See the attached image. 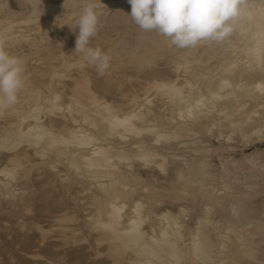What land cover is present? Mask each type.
I'll return each instance as SVG.
<instances>
[{"label": "rangeland", "instance_id": "374dc122", "mask_svg": "<svg viewBox=\"0 0 264 264\" xmlns=\"http://www.w3.org/2000/svg\"><path fill=\"white\" fill-rule=\"evenodd\" d=\"M35 1L0 0V23L14 22L10 31L1 25L0 39L10 54L26 60L18 103L0 111V204L13 205L0 206L4 217L8 215L0 224L8 225L4 222L11 218L16 221L14 231H26L37 242L44 235L63 247L79 245L86 261L115 259L117 250L122 251L118 255L122 264H134L131 250L120 249L111 238L136 222L145 242L153 236L162 239V230L174 231L169 236L176 247L168 252L165 264H264V0H245V14L239 20L244 23L242 34L234 28L226 41H205L186 49L140 30L129 16L128 0H100L99 31L91 44L110 57L102 73L74 53L75 20L87 0ZM255 18L260 26L254 24ZM12 37L21 38L12 42ZM234 40L237 46H231ZM252 43L258 51L251 49ZM142 56L149 63L158 57L166 70L160 72L163 76L142 75L134 67L135 58ZM232 71L240 73L243 90L234 97L226 98L222 91L220 97L212 96L218 81ZM131 81L140 82L142 89L125 91L122 97L127 103L121 98L119 104L121 94L115 95L114 87L116 92L108 94L103 89ZM132 112L137 115L128 117ZM108 115L128 117L134 131L112 130ZM51 120L58 126L52 127ZM71 135L75 138L68 140ZM99 148L101 156L93 154ZM97 159L102 164H93ZM39 175L48 188L39 187L34 193L21 189V178L39 180ZM49 191L54 198L60 191L74 194L76 203L65 205L73 216L62 210L51 214L53 219L42 216L36 225L29 215L33 220H25L29 200ZM108 222L115 225L107 229ZM197 234L210 249L198 250L199 259L192 253L199 245Z\"/></svg>", "mask_w": 264, "mask_h": 264}, {"label": "bare ground", "instance_id": "6f19581e", "mask_svg": "<svg viewBox=\"0 0 264 264\" xmlns=\"http://www.w3.org/2000/svg\"><path fill=\"white\" fill-rule=\"evenodd\" d=\"M33 1V0H32ZM36 1L34 0V3H35ZM41 3V2H40ZM37 6H39V3L37 2V4H36ZM13 6H11L10 8H12ZM72 7V6H71ZM41 9V8H40ZM9 12H10V10H9ZM43 12H45V11H43ZM13 12H10V14H12ZM17 13V12H16ZM15 13V14H16ZM45 14H47V13H45ZM11 17V16H10ZM53 17V16H52ZM15 18V17H14ZM62 19V18H61ZM59 20V19H58ZM7 21V20H6ZM6 21H5V23L3 24V25H5V26H3V27H5V29H8V31H10L11 29H14V27H13V24H10V23H14V22H11L10 21V23H8V24H6ZM15 21V20H14ZM16 24L18 23V21H17V19H16ZM243 21H238L237 22V24H236V29H235V31L236 32H238L239 34H242V32H243V29H241V25H243L244 23H242ZM1 23H0V27H1V25H2ZM15 24V25H16ZM56 24V23H55ZM60 24V23H59ZM254 24H258V26H260L261 25V22H260V20L258 19V18H255L254 19ZM50 25V24H49ZM48 26V24L47 25H45L43 28H46ZM56 26V25H55ZM58 26V25H57ZM245 26V25H244ZM41 27V26H40ZM16 28V27H15ZM137 28V27H136ZM243 28V27H242ZM245 28V27H244ZM17 29V28H16ZM40 29H42V28H40ZM39 29V30H40ZM43 30V29H42ZM42 30H40V33H42L43 31ZM124 30V29H123ZM42 31V32H41ZM53 31L55 32V29H53ZM67 31V30H66ZM138 31V30H137ZM1 32V31H0ZM60 32V31H59ZM126 32V31H125ZM136 32V31H135ZM8 33H10V32H6V36L8 35ZM12 33H13V35L16 33V31H11V35H12ZM44 33V32H43ZM47 33V32H46ZM139 33V32H138ZM8 35V36H11V35ZM19 34V33H18ZM17 34V35H18ZM49 34V33H48ZM57 34H58V31H57ZM61 35H62V33H60ZM233 34V33H232ZM236 34V33H235ZM3 35V34H2ZM2 35H0V36H2ZM39 35H41V34H39ZM45 35V34H44ZM54 35V34H53ZM59 35V34H58ZM60 35V36H61ZM140 35V34H139ZM144 35V34H143ZM236 35H238V34H236ZM236 35H234V36H236ZM5 36V37H6ZM22 36V35H21ZM3 37V36H2ZM47 37V36H46ZM237 37V36H236ZM1 38V37H0ZM18 37H12V42L13 41H16V39H17ZM21 38V37H20ZM20 38H18V39H20ZM51 38H52V36H51ZM55 38H56V36H55ZM126 38V37H125ZM139 38V37H138ZM147 38V37H146ZM230 38V37H229ZM139 39H142V38H139ZM232 39H233V37H232ZM236 39H239V41H241V38H236ZM1 40V39H0ZM51 40H53V39H51ZM144 41H148V40H146L145 39V36H144V39H143ZM141 41L140 42V44L142 43V44H146V43H144V41ZM226 40H228V39H226ZM225 40V41H226ZM243 40V39H242ZM19 41V40H18ZM72 41V40H71ZM99 41V40H98ZM238 41V42H239ZM22 42V41H21ZM25 42V41H24ZM51 42V41H50ZM68 42V41H67ZM69 42H70V39H69ZM126 42H128V41H126ZM233 43H232V45L231 46H237V44H235V40L234 41H232ZM244 42V41H243ZM39 43V42H38ZM46 43V42H45ZM44 43V44H45ZM65 43V42H64ZM98 43V42H97ZM130 43H132V42H130ZM133 43H135V42H133ZM139 43V42H138ZM154 43V42H153ZM228 43V42H227ZM237 43V42H236ZM247 43V42H246ZM15 44V43H14ZM24 44V43H23ZM26 44V43H25ZM72 44V43H71ZM141 44V45H142ZM233 44H235V45H233ZM245 44V43H244ZM250 44H251V42H250ZM39 45V44H38ZM50 45V44H49ZM65 45H66V43H65ZM68 45H70V43L68 44ZM92 45V44H91ZM94 45H96V44H94ZM141 45H139V46H141ZM43 46V45H42ZM143 47H144V45H142ZM141 46V47H142ZM226 45H224V47H225ZM244 46V45H243ZM242 45L239 47L238 46V48H241V47H243ZM247 46H248V44H247ZM251 46V45H250ZM249 46V47H250ZM25 47V46H24ZM71 47V46H70ZM128 47V46H127ZM142 47V48H143ZM147 47V46H146ZM145 47V48H146ZM245 47H246V44H245ZM15 48V47H14ZM20 48V47H19ZM72 48V47H71ZM139 48V47H138ZM137 48V49H138ZM221 48H222V46H221ZM229 48H232V47H230L229 46ZM18 49V48H17ZM24 49V48H23ZM176 49V48H175ZM226 49V48H225ZM248 49V48H247ZM252 50H254L255 52L256 51H258V48L252 43V48H251ZM7 50H9V49H7ZM20 50V49H19ZM27 50V49H26ZM41 50V49H40ZM67 50V49H66ZM65 50V51H66ZM144 50V49H143ZM142 49H141V51H143ZM147 50V49H146ZM149 50V49H148ZM173 50V49H172ZM237 50H239V49H237ZM236 50V51H237ZM16 51V50H15ZM36 51L38 52V50L36 49ZM145 51V50H144ZM150 51V50H149ZM148 51V52H149ZM154 51H156V50H154ZM183 51V50H182ZM235 51V50H234ZM234 51L232 52V53H234ZM244 51H246V50H244ZM14 52V51H13ZM20 52V51H19ZM36 52V53H37ZM41 52V51H40ZM43 52V51H42ZM139 52H140V49H139ZM184 52V51H183ZM188 52V51H187ZM223 52V51H222ZM231 52V51H230ZM26 53V52H25ZM31 53V52H30ZM134 53V52H133ZM156 53V52H155ZM154 53V54H155ZM229 53V52H228ZM238 52H236V54H237ZM241 53H243V52H241ZM250 53V52H249ZM258 53V52H257ZM22 54V53H21ZM48 53H46V55H47ZM144 54H146V53H144ZM189 54V53H188ZM229 54H231V53H229ZM236 54L234 53V56L233 57H235L236 56ZM251 54V53H250ZM13 55H16V54H13ZM18 55V54H17ZM23 55V54H22ZM27 55V54H26ZM31 55V54H30ZM39 55V54H38ZM151 55V54H150ZM161 55V54H160ZM187 55V54H186ZM200 55H201V53H200ZM199 55V60H203L204 59V55H202V56H200ZM237 55H239V54H237ZM243 55H244V53H243ZM243 55H242V57H243ZM24 56V55H23ZM28 56V55H27ZM36 56V55H35ZM48 56V55H47ZM138 56H141L140 55V53H139V55ZM147 56V55H146ZM153 57H154V55H152ZM156 56V55H155ZM227 56H228V54H227ZM230 56V55H229ZM228 56V57H229ZM248 57H249V54L247 55ZM54 57V56H53ZM152 57V58H153ZM228 57H227V60H228ZM241 57V56H240ZM239 57V58H240ZM25 58V57H24ZM49 58V57H48ZM51 58V57H50ZM147 58H149V56L147 57ZM161 58V57H160ZM246 58V57H245ZM47 59V58H46ZM138 62L137 63H133L135 66L134 67H137L139 70H141L142 72H140L142 75H144L145 77H152L153 78V76H154V78L157 76V77H161V76H163V75H160V72L162 71V72H166V70L165 71H163L162 70V67H161V65H160V63L158 64V57L156 58V59H148V60H152V63L150 62H146V61H143V56L142 57H140V58H135ZM197 59V58H196ZM224 59V58H223ZM232 59V58H231ZM234 59V58H233ZM232 59V60H233ZM235 59H238V56L237 57H235ZM244 59V58H243ZM251 59V58H250ZM142 60V61H141ZM155 60V61H154ZM158 60V61H157ZM161 60V59H160ZM172 60V59H171ZM193 60V59H192ZM192 60H190V61H192ZM230 60V59H229ZM26 61V60H25ZM133 61H135V60H133ZM189 61V60H188ZM219 61V60H218ZM222 61V60H221ZM226 61V60H225ZM242 61V60H241ZM248 61H249V59H248ZM247 61V62H248ZM252 61V60H251ZM48 62H50V61H48ZM47 62V63H48ZM182 62V61H181ZM234 62V61H233ZM232 62V63H233ZM238 62V61H237ZM240 62V61H239ZM51 63V62H50ZM177 63H178V61H177ZM218 63V62H217ZM227 63V62H226ZM175 64V63H174ZM214 64H216V62L214 63ZM239 64V63H238ZM245 64V63H244ZM160 65V66H159ZM217 65V64H216ZM222 65V64H221ZM132 66V65H131ZM130 66V67H131ZM212 66V65H211ZM173 67V66H172ZM230 66H228V68H229ZM232 67V66H231ZM125 69V68H124ZM136 69V68H135ZM194 69V68H193ZM174 70V69H173ZM209 70V69H208ZM250 71V70H249ZM137 72V71H136ZM139 72V71H138ZM175 72V71H174ZM213 72V71H212ZM215 72V71H214ZM233 72V71H232ZM244 72V71H243ZM242 72V73H243ZM100 73V72H99ZM200 73V72H199ZM245 73V72H244ZM162 74V73H161ZM214 74H216V73H214ZM227 76L225 77V78H223V79H221V80H219L218 81V83H217V85H215V87H214V89H212L211 90V95L213 96V95H217L218 97H220V95H219V91H222L223 93H225V97L227 98L228 96H233L235 93H238V92H241L242 90H243V88H242V85H241V80H240V73L237 71V72H233V73H231L230 74V72H227ZM57 75V74H56ZM60 75V74H59ZM167 75V74H166ZM166 75H165V77H162V78H165L166 79ZM212 75V74H211ZM245 75V74H244ZM168 77H169V73H168V75H167ZM215 76H217V74L215 75ZM247 76V75H246ZM56 77V76H55ZM156 77V78H157ZM167 77V78H168ZM180 77H181V75H180ZM183 77V76H182ZM248 77V76H247ZM251 77V76H250ZM211 79H212V76L210 77ZM141 80V79H140ZM247 81V80H246ZM252 81V80H251ZM91 82V81H90ZM111 82V81H110ZM132 82V81H131ZM150 82V81H149ZM192 82V81H191ZM245 82V81H244ZM45 83V82H44ZM85 83V82H84ZM109 83V82H108ZM112 84H113V81L111 82ZM140 83V82H139ZM139 83L138 82H132V83H130V84H120V85H118L119 87H117L116 85V87L117 88H115V86H112L111 84V86H110V88H107L106 86H105V88L103 87V89L105 90V89H108L107 90V94L108 93H111L110 91L112 90V92H116V91H113V87H114V90L115 89H117V92L116 93H114L115 95H120V99L118 100L119 102H120V100H122L123 101V99H121V98H124V96L122 97V94L126 91H128V90H131V92L132 93H134V91L135 92H138L140 89H142V86L141 85H139ZM179 83V82H178ZM256 83V82H255ZM80 84V83H79ZM83 84V83H82ZM114 84H116V83H114ZM144 85V84H143ZM41 86V85H40ZM80 86V85H79ZM97 86V85H96ZM98 86H99V84H98ZM177 86V85H176ZM246 86V85H245ZM102 86H99V88H101ZM230 87H233V88H230ZM43 88H44V86H43ZM81 89H82V87H80ZM127 90H126V89ZM103 89H98V91H102ZM103 90V91H104ZM110 90V91H109ZM134 90V91H133ZM97 91V92H98ZM103 91H102V93H103ZM229 91H231V92H229ZM83 92V91H82ZM86 92V91H85ZM104 92V94H106ZM130 94H131V92L130 91H128ZM128 93V95L127 96H129L130 94ZM232 93V94H231ZM127 94V93H126ZM203 94V93H202ZM241 94H243V93H241ZM135 95V94H134ZM137 95V94H136ZM136 95H135V97H136ZM154 95V94H153ZM110 96H111V94H110ZM106 97V96H105ZM116 97V96H115ZM118 97V96H117ZM126 97V96H125ZM134 97V96H133ZM151 97V96H150ZM234 97V96H233ZM75 98V99H74ZM73 98V100H75V101H77V105L78 106H80L81 105V101H79L78 102V99H76V97H74ZM80 98V97H79ZM82 98V97H81ZM85 98V97H84ZM89 98V97H88ZM102 98V97H101ZM112 98V97H111ZM126 98H130V97H126ZM131 98H132V95H131ZM82 100V99H81ZM100 100V99H99ZM124 100H125V102H126V99L124 98ZM128 100H130L131 101V99H128ZM133 100V99H132ZM157 100V99H156ZM159 100V99H158ZM134 101H135V99H134ZM84 102V101H83ZM106 102H107V100H106ZM129 102V101H128ZM127 103V102H126ZM130 103V102H129ZM128 103V104H129ZM131 103H132V101H131ZM154 103V102H153ZM84 104V103H83ZM116 104V103H115ZM119 104H121V102L119 103ZM128 104H125V105H127L128 106ZM141 104V103H140ZM112 105H114V104H112ZM122 105H123V102H122ZM129 105H131V104H129ZM121 106V105H120ZM132 106H133V104H132ZM122 107V106H121ZM123 107H124V105H123ZM122 107V108H123ZM185 107V106H184ZM130 108V107H129ZM128 107L126 108V109H129ZM182 108V107H181ZM180 108V109H181ZM123 109H125V108H123ZM107 112V111H106ZM135 112V111H134ZM134 112H132V113H128L127 114V116L128 117H131V115H135L134 114ZM112 114V113H111ZM137 115V114H136ZM195 115V114H194ZM128 117H126V119L125 118H122L123 120H120V119H118V117H117V119H114V118H111L109 115H108V117L106 118L107 120H108V124H109V126H110V128L112 129V130H116V129H118L119 127H121L124 131H126V132H133L134 131V128L132 127L133 125H132V123L129 121V119H128ZM233 117V116H232ZM247 117V116H246ZM200 118V117H199ZM226 118L228 119V117L226 116ZM128 119V120H127ZM134 121V120H133ZM150 121V120H149ZM152 122V121H151ZM51 125H52V127L53 126H58V122L56 121V120H51L50 122H49ZM106 124V123H105ZM234 124V123H233ZM232 124V125H233ZM139 125V124H138ZM106 127H107V125H106ZM108 128V127H107ZM2 129V128H1ZM110 129V130H111ZM3 131V130H2ZM122 131V130H121ZM5 133V132H4ZM10 134V133H9ZM73 135H71L70 136V139H68V140H72V139H74L75 138V136L74 137H72ZM67 137V136H66ZM72 137V138H71ZM59 139H61V138H59ZM80 142H82V141H80ZM86 142H88V141H86ZM68 145H69V143H68ZM113 146V145H112ZM101 152H102V150L99 148V149H96L94 152H93V154H98L99 156H101ZM100 158V157H99ZM86 160V159H85ZM84 160V161H85ZM94 160V159H93ZM136 160V159H135ZM138 160V159H137ZM89 161H92V160H89ZM125 161H127V160H125ZM129 161V160H128ZM89 165H91L92 163H88ZM93 164H96V165H100V164H102V162L99 160V159H97V161H95V163H93ZM128 164V163H127ZM104 166V165H103ZM39 169V168H38ZM39 171V170H38ZM33 172V171H32ZM41 172V171H40ZM24 173H25V176H28V171L27 172H25L24 171ZM35 174V173H34ZM44 174V173H43ZM42 174V175H43ZM24 175V174H23ZM22 175V176H23ZM24 177V176H23ZM33 177V176H32ZM40 177V178H39ZM39 180H35V179H30L29 177H26V178H21L22 179V181H21V189H23V190H27L28 192H29V189H31V191H32V189L33 190H35V189H39V187H42L43 189H46V181H41L40 179H41V176L39 175ZM50 177V176H49ZM38 178H36V179H38ZM44 179V178H43ZM42 179V180H43ZM46 179V178H45ZM44 179V180H45ZM32 180V181H31ZM47 180V179H46ZM48 181H49V179H48ZM20 182V181H19ZM37 186V187H36ZM49 186V185H48ZM48 188V187H47ZM20 189V190H21ZM37 190H35V191H33L32 193H34V192H36ZM27 192V193H28ZM61 193L60 194H56L57 195V197L56 198H54V194L53 193H51L50 191L48 192V193H46V194H42V195H39L38 197H34V198H31L30 200H29V203H27L28 205L26 206V210H27V214L25 213V215H24V219L25 218H27V219H25V220H27V221H32L33 219L35 220V221H33V223L36 225V223L38 222V219L39 218H42V216L44 217H50L51 219H53L54 217H52V215L53 216H55L56 214H58L59 212H61L62 210H64L65 212H67V214L69 215V216H71L72 215V213H70V212H68L69 211V209L71 210V211H73L71 208H68V206L67 207H65V205H66V203L67 204H70V201H72L71 202V204H73L74 202L76 203V199L74 198V197H72V196H74V194L72 195V193H66V192H64V191H60ZM31 193V194H32ZM57 193V192H56ZM5 201V200H4ZM78 201V200H77ZM3 202V201H2ZM7 202V201H6ZM3 204H4V207L7 205L8 206V204H10V203H4L3 202ZM3 204L1 203L0 204V206L1 207H3ZM6 204V205H5ZM52 204H54V207H51V205ZM6 206V207H7ZM11 206H12V208H13V205H11L10 204V207L9 208H11ZM69 206H71V205H69ZM73 206V205H72ZM0 207V220L2 219L1 217H4V215H5V212H4V209H2ZM9 208H7L6 210H8ZM74 208V207H73ZM76 208H77V206H76ZM5 210V211H6ZM74 210H76V209H74ZM9 212H10V210H8ZM77 211H78V209H77ZM9 214V216L11 215L12 216V213H8ZM47 214H52L51 216H48ZM29 215V218L30 217H32L31 218V220H29L28 219V216ZM47 215V216H46ZM8 215H6V217H7ZM73 216V215H72ZM138 217H139V215H137ZM6 217H4V218H6ZM62 218V216L60 215L59 216V218ZM8 218H10V217H8ZM17 218H19L20 219V217L18 216H16V220H18ZM130 218V217H129ZM119 216H118V218L116 219L117 220V222H119ZM7 220V219H6ZM6 220H5V222L4 223H8V225H3V226H6V227H1L0 228V264H104L105 262H107V260H108V262L107 263H111L112 261H113V263L114 264H122V262H121V259L120 258H122V257H120L119 258V256H121L120 255V253L122 252H119V251H113V253H118L117 255H116V257L117 258H115V259H107L106 261L104 260V261H98V260H96V261H90V259H89V261H86V257L84 256V254H85V252H84V254H80V252L78 251V250H81L82 248H78V246H74V249L73 248H71L70 249V247H71V245L68 243V242H66L67 244H69L70 246L69 247H63L62 245H60V244H56V243H54L55 241H53L52 239V241H47L46 239H48L47 237H45L44 235H41L42 237H41V241L43 242V243H41V245L39 246V244H40V242L38 241L37 242V239L38 238H35L34 236H30V234L29 233H27L26 231H23V232H16V231H14V229H15V226H16V221H13V219H11L10 218V221L8 220V222H6ZM2 221V220H1ZM14 222V223H13ZM23 222V221H22ZM47 222V221H46ZM1 223V222H0ZM32 223V224H33ZM56 223V222H55ZM124 223V222H123ZM38 224V223H37ZM1 224H0V226H2ZM115 225V222H108L107 224H106V228L107 229H110L112 226H114ZM46 226V225H45ZM49 226V225H48ZM43 227V226H42ZM50 227H52V226H50ZM54 227V226H53ZM142 230H143V228H142ZM171 230V229H170ZM34 232V231H33ZM162 233H163V236H162V239H159V238H154L155 236H153V237H150V238H148L147 239V242H145V240L144 239H142L143 238V236H142V234H141V230H140V228H139V223H136V222H134L133 224H132V226H131V228H130V230H128V231H122L117 237H115V238H111V239H114L116 242H117V245H118V247L120 248V249H130L131 250V253H132V255L134 256V258L136 259V261H135V263L134 264H165V260L167 259L168 260V252L170 251V250H174L175 249V247H176V244H175V242L172 240V237L171 236H169V235H171V234H173L174 233V231H167L166 229L165 230H162ZM31 234H32V232H31ZM36 234V233H35ZM60 234V233H59ZM66 234V233H65ZM37 235H39L38 233H37ZM36 236V235H35ZM157 236V235H156ZM34 237V238H33ZM37 237V236H36ZM40 237V236H39ZM55 237V236H54ZM198 237H199V234H197L196 236H195V242L196 243H198L199 245L197 246V248H193L192 249V253L196 256V258H200V254H199V251L198 250H201V252H204V253H209V251H210V249L206 246V245H203V244H201L200 242H199V240H198ZM51 238H52V236H51ZM56 238V237H55ZM36 240V241H35ZM46 240V241H45ZM59 243V242H58ZM116 245V246H117ZM69 248V249H68ZM76 248H78V249H76ZM108 248V247H107ZM85 249V248H84ZM105 250V249H104ZM107 251V250H106ZM93 252V251H92ZM90 255V254H89ZM119 255V256H118ZM128 255V254H127ZM130 255V254H129ZM106 256V255H105ZM108 256H110V254L108 255ZM113 256H115V255H113ZM128 257V256H127ZM130 257H132V256H130ZM133 258V257H132ZM93 259V258H92ZM99 259V258H98ZM125 259V258H124ZM124 259H122V260H124ZM127 259V258H126ZM100 260V259H99ZM51 261V262H50ZM106 263V264H107ZM124 263V262H123Z\"/></svg>", "mask_w": 264, "mask_h": 264}, {"label": "clouds", "instance_id": "9594fccd", "mask_svg": "<svg viewBox=\"0 0 264 264\" xmlns=\"http://www.w3.org/2000/svg\"><path fill=\"white\" fill-rule=\"evenodd\" d=\"M100 0H87L75 20L78 35L74 53L97 66L102 73L109 55L91 41L99 31ZM130 17L144 32H155L179 49L195 47L205 41L222 42L244 16L245 0H128ZM24 59L9 53L0 40V111L15 106L25 86Z\"/></svg>", "mask_w": 264, "mask_h": 264}]
</instances>
